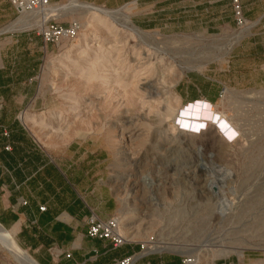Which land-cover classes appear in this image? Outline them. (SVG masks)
<instances>
[{
	"label": "rangeland",
	"instance_id": "1",
	"mask_svg": "<svg viewBox=\"0 0 264 264\" xmlns=\"http://www.w3.org/2000/svg\"><path fill=\"white\" fill-rule=\"evenodd\" d=\"M112 12L58 13L81 29L47 47L31 134L46 146L89 139L107 148L115 218L132 243L174 247L198 264H264V84L250 74L248 31L159 35L137 28L134 10ZM209 68L221 76L211 122L174 90L185 73ZM0 264L17 263L0 249Z\"/></svg>",
	"mask_w": 264,
	"mask_h": 264
},
{
	"label": "crops",
	"instance_id": "2",
	"mask_svg": "<svg viewBox=\"0 0 264 264\" xmlns=\"http://www.w3.org/2000/svg\"><path fill=\"white\" fill-rule=\"evenodd\" d=\"M70 1L111 11L134 10L133 24L159 35L224 36L234 29L230 0L53 4ZM240 3L243 17L253 24L247 30L250 74L254 82L264 84V0ZM20 20L9 4L0 2V227L36 264H118L129 256H134L131 264H181V257L171 252L141 254L135 242L112 247L108 241L87 237L89 216L100 221L116 216L117 202L107 185L109 152L95 140L46 146L33 137L30 127L36 126H30L28 118L40 98L38 76L48 45L22 28ZM220 78L219 69L185 73L174 86L177 103L202 101L215 107ZM214 264L251 263L232 259Z\"/></svg>",
	"mask_w": 264,
	"mask_h": 264
},
{
	"label": "built area",
	"instance_id": "3",
	"mask_svg": "<svg viewBox=\"0 0 264 264\" xmlns=\"http://www.w3.org/2000/svg\"><path fill=\"white\" fill-rule=\"evenodd\" d=\"M53 0H0L9 4L20 17V25L28 26V23L33 24L32 27H27V30L36 34L43 44L56 45L61 40H71L77 36L81 29V25L77 21H71L64 25L58 21L60 16L44 17L45 11L50 7ZM230 7L234 20V28L236 30H248L253 27L242 14L240 0H230ZM42 21L40 24L39 22ZM222 93V91H221ZM221 97V96H220ZM5 137L6 134H3ZM5 149L9 150V146ZM43 210V208H40ZM86 235L91 239L108 241L112 247H118L126 244H131L129 238H125L120 234L119 221L117 218H110L107 221H100L95 216H89L87 220ZM148 247L147 245L139 246V253ZM134 256L126 257L118 262V264H131ZM181 264H198L192 256H183L180 260Z\"/></svg>",
	"mask_w": 264,
	"mask_h": 264
},
{
	"label": "bare ground",
	"instance_id": "4",
	"mask_svg": "<svg viewBox=\"0 0 264 264\" xmlns=\"http://www.w3.org/2000/svg\"><path fill=\"white\" fill-rule=\"evenodd\" d=\"M66 9L81 10L84 12H88L90 14L96 13V14H100L103 17L114 16L116 14V12H112V11H109L106 9L96 8V7L90 6L88 4L70 2L66 6H62V7H54V8L49 7L45 11L44 17H49V16H60L61 17V15H59L58 13H60L63 10H66ZM39 23L41 24L42 21H40ZM120 25L123 29H125L129 32H135L136 31L135 27L131 24L129 18L125 15H122V14H121V18H120ZM20 26L22 28L24 27L27 29V27H32L33 24L28 23V26H24V24L22 23V25H20ZM242 31L246 32L247 30H242ZM239 38H240V36L238 37V39ZM225 90L226 89H223L221 94H224ZM199 102L201 105L197 106L196 108H193V110L197 111V113H199L201 115L200 119H202L203 116H208L207 121L208 122L213 121V118L215 115V108L213 106H209L210 104L207 105L208 103L206 104L205 102H202V101H197V102H193V103H199ZM189 104H187V105H189ZM191 121L198 122V120H192V116H191ZM219 134L226 141H229L223 132H219ZM221 177H222V175H221ZM220 189H222V188H220ZM222 199H224V198L222 197ZM225 206L227 207V205H225ZM152 243H154V242H149V241L147 242L148 247L143 251V254L150 253V252H174L175 251L174 247H167V246H163L162 244H155V243L153 245H151ZM0 249L5 251L12 258V260L14 262H16L17 264H36L23 251H21L19 249V247L13 241L12 237L9 235V233L6 230L2 229L1 227H0ZM241 253H242L241 251H238L237 256L241 255ZM192 257L198 263L197 256L194 255Z\"/></svg>",
	"mask_w": 264,
	"mask_h": 264
},
{
	"label": "water",
	"instance_id": "5",
	"mask_svg": "<svg viewBox=\"0 0 264 264\" xmlns=\"http://www.w3.org/2000/svg\"><path fill=\"white\" fill-rule=\"evenodd\" d=\"M3 229V228H2Z\"/></svg>",
	"mask_w": 264,
	"mask_h": 264
}]
</instances>
